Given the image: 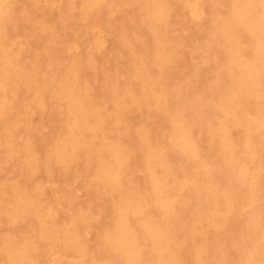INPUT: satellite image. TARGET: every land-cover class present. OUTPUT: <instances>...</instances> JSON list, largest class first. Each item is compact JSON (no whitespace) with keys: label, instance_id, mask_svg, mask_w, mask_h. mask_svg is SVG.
<instances>
[{"label":"snow or ice","instance_id":"snow-or-ice-1","mask_svg":"<svg viewBox=\"0 0 264 264\" xmlns=\"http://www.w3.org/2000/svg\"><path fill=\"white\" fill-rule=\"evenodd\" d=\"M0 264H264V0H5Z\"/></svg>","mask_w":264,"mask_h":264},{"label":"clouds","instance_id":"clouds-1","mask_svg":"<svg viewBox=\"0 0 264 264\" xmlns=\"http://www.w3.org/2000/svg\"><path fill=\"white\" fill-rule=\"evenodd\" d=\"M4 2L5 0H0V4ZM9 14H10L9 9L6 6L0 7V22H3Z\"/></svg>","mask_w":264,"mask_h":264}]
</instances>
